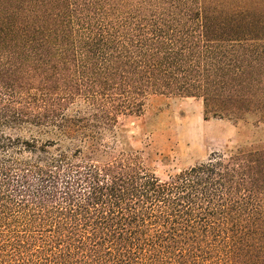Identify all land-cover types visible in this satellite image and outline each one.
I'll return each mask as SVG.
<instances>
[{"label": "trees", "instance_id": "1", "mask_svg": "<svg viewBox=\"0 0 264 264\" xmlns=\"http://www.w3.org/2000/svg\"><path fill=\"white\" fill-rule=\"evenodd\" d=\"M158 96L264 124V0H0V264H264V147L164 179Z\"/></svg>", "mask_w": 264, "mask_h": 264}, {"label": "rangeland", "instance_id": "2", "mask_svg": "<svg viewBox=\"0 0 264 264\" xmlns=\"http://www.w3.org/2000/svg\"><path fill=\"white\" fill-rule=\"evenodd\" d=\"M119 132L118 148L142 151L148 166L164 179L215 151L264 147V124L256 115L239 121L206 119L197 97H153L142 116L120 121Z\"/></svg>", "mask_w": 264, "mask_h": 264}]
</instances>
